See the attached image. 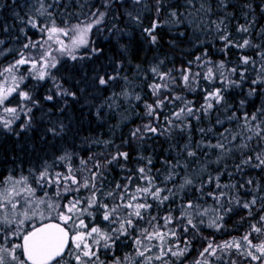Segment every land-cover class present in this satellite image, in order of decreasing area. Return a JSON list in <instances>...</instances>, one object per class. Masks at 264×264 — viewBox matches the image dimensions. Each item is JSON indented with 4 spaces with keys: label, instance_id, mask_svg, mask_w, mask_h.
<instances>
[{
    "label": "trees",
    "instance_id": "16d2710c",
    "mask_svg": "<svg viewBox=\"0 0 264 264\" xmlns=\"http://www.w3.org/2000/svg\"><path fill=\"white\" fill-rule=\"evenodd\" d=\"M184 1L161 0L157 12V0H140L139 3L134 0H44L45 7L51 5L48 11L55 24L68 25L87 15L93 16L97 11L106 13L104 22L93 30L90 46L77 59L61 60L43 80L37 77L24 80L21 91L28 92L32 102L22 104L16 93L5 101L4 106H22L24 111L17 113L19 118L9 128L0 125V182L10 176L35 179L46 165L50 175L57 172L66 175L69 165L76 170L80 168L81 159L92 157L93 162L107 165L102 169V180L98 181L105 193L101 204L113 203L106 194L112 190L120 191L116 189L117 184L128 185L130 193H134L137 187L148 186L141 178L139 168H145L155 185L175 193L173 196L167 191L162 192L161 195L170 197L162 204L149 197L146 202L151 207L142 212V220L134 221L136 228L130 229L128 235L117 234L119 239L103 256L106 262L118 257L123 259L128 254L126 264H143L136 256L135 239L142 238L140 230L147 228L149 232L165 233V239L147 241L151 251L146 255L158 256L161 248H171L172 251L187 248L183 256L169 254L161 260L153 259L151 264H196L198 260L203 261L200 253L209 242L216 246L234 238L239 240L264 215L261 211V205H264V166L255 167L256 155L264 153V139L253 137L247 140L248 133L242 127L245 115L250 117L257 113L258 121L264 120V116H259V111H264V73L260 71L264 63L260 56L264 52V0ZM38 6L37 0H0V41H3L0 44V69L19 58L25 43L39 41L44 32L40 28L51 23L46 15L36 14ZM172 12L176 13L175 17ZM212 13L218 15L215 17ZM30 18L36 19L37 28L26 23ZM153 22L158 24L153 33L157 37L156 43H152L144 31ZM217 24H220L219 29ZM241 26L248 27L249 31H239ZM222 36H228L232 44L226 46ZM245 39L253 46H235ZM245 56L250 58L246 65L242 63ZM221 62L224 67L217 71ZM157 66L161 72L172 70V76L176 78V84L163 95L183 97L182 100L166 102L158 112V120L145 115V104L155 99L149 85L161 82L150 71ZM208 67L216 73L213 80L204 78ZM181 69H190L200 75L185 87L179 79ZM241 73H244L243 78ZM100 77L115 79L101 85ZM254 80L258 82L253 84ZM216 89H221V104H214L207 112H196L205 103L206 93ZM124 92L129 95H122ZM49 95L52 100L46 99ZM136 95L141 99L136 100ZM186 106L192 107L195 115L176 120L172 113ZM28 109L31 112L26 115ZM233 116L234 119H229ZM168 118L173 120V125L166 122ZM150 122L159 127L157 133L147 132L142 137L132 135L137 127L143 131L142 126ZM51 128H56L59 135H53L49 131ZM222 133L226 139L221 138ZM233 135L237 137L234 141ZM218 142L225 143L223 154L221 149L208 146ZM243 144L247 147H240ZM117 151L128 152V160L108 164ZM189 152L195 155L189 156ZM65 153L70 154V160L60 161L58 158ZM249 157H252L251 163L243 164L242 161ZM88 167L93 168V163L89 162ZM87 174L81 170L77 176ZM169 175L173 179H166ZM185 178L191 179L192 184L180 188ZM218 184L234 187L218 188ZM41 189V193L45 192L46 186ZM57 191L63 192V189L48 185V194L66 204V209L70 201L83 200L91 195L88 190L81 189L78 193H63L57 197ZM221 191L227 193V198L220 201L208 195H219ZM254 196L257 197L256 205L245 209L243 203ZM233 197H238L240 203H235ZM139 202L145 201L141 199ZM188 202L198 204L201 211L209 209V214L194 218L197 227L187 226L185 231L186 220L182 213ZM216 209L218 211H213ZM89 210L92 215L84 213L89 227L99 226L104 231L118 227V224L102 219L101 209L92 207ZM167 216H172L173 221L165 225ZM218 216L222 217L217 220L220 227H210V221ZM153 217L155 220L149 224L147 221ZM201 219L203 223H200ZM173 231L175 236L170 234ZM249 238L254 244L264 241L261 234L253 233ZM217 256L219 260L209 258L213 264H229L230 260H235L236 264H261L240 256L235 249L227 253L218 251Z\"/></svg>",
    "mask_w": 264,
    "mask_h": 264
},
{
    "label": "snow or ice",
    "instance_id": "6c2138e0",
    "mask_svg": "<svg viewBox=\"0 0 264 264\" xmlns=\"http://www.w3.org/2000/svg\"><path fill=\"white\" fill-rule=\"evenodd\" d=\"M38 7L35 8L36 14L40 16H47L49 20H51L50 26L41 27L40 30L46 31L48 34V39L52 40L55 38L56 43L60 45V48L57 50L61 53L69 54L82 47L86 46L89 43L88 35L91 29L94 26H98L101 24L106 13L97 11L93 13L92 22L82 23L72 25L69 28H61L56 26L55 20L52 18V13L48 11V7H45L44 0H37ZM135 3H139L140 0H134ZM161 0H157V12H159V5ZM171 15L173 17L176 16L175 12H172ZM138 19V18H137ZM32 28H37L38 24L36 19L30 18L26 21ZM222 23V21H221ZM158 27L156 22H153L150 28L144 29L145 33L150 37L152 43H156L157 37L153 34ZM220 24H217V29H219ZM239 31L248 32V27L241 26ZM72 33L73 35H70ZM68 37L70 40V45H65L62 40L59 39V36ZM225 41V45L228 46L232 44L231 39L228 36L221 37ZM3 41H0L2 44ZM44 43H47L45 41ZM236 47L246 48L252 47L251 41L248 39L243 40L242 43L236 44ZM44 44L39 42H29L23 45V48L20 50L19 58L16 59L13 63L7 65L0 69V81H3L0 84V108H2L3 115H0V125H3L5 128H9L12 123L18 119V112L24 111L22 106L18 107H6L4 106L5 101L8 100L9 96L13 93H16L21 97L22 104L27 102H32L31 95L26 91H18L19 83L22 82L25 77L21 75L19 79H17L16 73L19 71L20 66L22 65H30L33 70H36L37 78L43 80L46 75H48L47 70L50 68H54L55 57L52 55L50 51H44L38 56L26 55L24 50L27 49H35V48H43ZM93 51H96L93 49ZM261 60L264 62V52L260 53ZM72 59H77L76 56L72 55ZM200 57H197L199 60ZM242 63L248 64L250 63V58L245 56L242 57ZM191 64V62H189ZM207 67V64L204 65ZM224 67L223 62L217 67V71H220ZM150 71L159 78L160 83H153L149 85L152 95L155 97L152 103H146V113L145 115L148 117H152L156 120L159 119L158 112L163 109L166 102L171 103L173 100H182L183 97L175 96L171 97L170 95H163L166 90H170L171 86L176 84V78L172 76V70L168 72H161L159 67H153ZM180 71V81L185 87H189L191 83L194 81L196 76H199L200 73H192L190 69H181ZM232 72H235L236 69H231ZM261 73H264V63L261 65L260 69ZM32 73L30 72L29 75ZM216 73L213 68L208 67L207 72L204 74V78L206 80H213L215 78ZM220 75H223V72H220ZM241 78H243L244 73H241ZM115 79V77H109L108 80L103 77L99 78V83L101 85L108 84L109 80ZM259 80V77H258ZM258 80H254L253 84L257 83ZM11 84V86H7ZM59 87V85L57 86ZM60 94L59 92L57 93ZM69 94L71 93H64ZM122 95H129V93L124 92ZM47 100H52L53 97L51 95L46 97ZM136 100H140L141 97L139 95L135 96ZM205 103L201 105L200 109H196V112L200 110H204L207 112L212 109L215 105L221 104L223 101V96L221 93V89H216L214 91H209L205 95ZM190 103V102H189ZM244 102L241 101V104ZM31 112V109H28L26 115ZM195 115L192 107H182L179 111L173 112L172 116L176 120H183V118L187 116ZM259 116H264V111H259ZM235 117H229V119H234ZM245 123L242 125L243 128L246 129L248 135L246 137L247 140H251L253 137H257L260 139H264V120L258 121L257 113H253L250 117L245 115L244 117ZM166 122L169 125H173V120L168 118ZM218 123H223L222 121H217ZM141 127H137L132 135L135 136H143L145 133H157L160 129L158 126H152V123H148ZM61 131L63 130L61 126ZM53 135H59V132L56 128L49 129ZM201 132L204 129H200ZM210 131V130H209ZM226 132L229 130H225ZM222 139H226L224 134H221ZM236 136H232V140H236ZM106 144L108 142H105ZM199 146V145H198ZM209 147H215L222 150V154L225 150V143L218 142L215 145L209 144ZM240 147H247L246 144L241 145ZM189 156H194V152H189ZM129 158V153L126 151H117L114 155L111 156V159L107 161L108 164L116 162L117 160H125L127 161ZM60 161H68L70 160V154L65 153L64 155L58 158ZM257 163L255 164L256 168H261L264 166V153L257 154L255 157ZM252 161V157H249L247 160L242 161L243 164L248 165ZM89 162L93 163V168H89ZM151 163V161H149ZM107 165L101 164L99 162H93L92 157H89L88 160H80V168L73 170V168L69 165L67 167V174L64 173H55L54 175H50L49 166H45L40 172L39 175L34 179L33 183H35L38 187H44L47 185H55L58 189L62 188L63 192L57 191L56 196L59 197L63 193L70 192H79L81 189L88 190L91 195L85 197L83 200L77 198L73 201L69 202L67 206V213L62 214L57 213L55 219L57 222H46L41 224L40 226L32 227L30 230L24 231V225L26 221H31L34 217H39L40 220H44L43 211H41V206H44L50 212L52 209H58L60 206L57 204H51L47 202L46 198H39L33 200L32 197L35 195L36 188L31 187L28 184L27 177H21L20 179L8 178L5 183L11 184V189L4 188L2 192H0V209H8L9 207L13 210L17 208V205L21 203V199L24 201V205L28 207L26 210L19 215L13 212L11 218L7 214H5L2 218H0V264H97L98 256L97 251L90 245L86 243L88 237H92V244L100 245L101 241H103V247L109 248L111 243L115 242V239H118L117 234L128 235L130 229H135L136 224L134 221H139L143 219L142 212L146 211L151 207L146 201L149 197L153 200L159 201L161 204L164 201H167L170 197L168 195H161L162 192H169L171 195H175L171 189L160 188L155 185L154 181L150 179L146 173L145 168H139L138 172L141 174V178H143L148 186L145 187H137L134 193H130L128 189V185H116V190L108 191L107 197L112 199L113 203L109 205L108 203L101 204V197L105 196L103 192L102 183L98 186V181L102 180L104 169ZM239 168V166H237ZM81 170L86 171L87 176H80L78 178L77 173L81 172ZM131 182V178H128ZM166 179H173L172 175L166 177ZM249 184L252 183L251 180L248 181ZM192 184V180L189 178H185L183 184L180 185V188L185 187L186 185ZM74 186V187H73ZM218 188H230L234 187V185H217ZM99 193V196L97 195ZM208 195L212 196V198L216 201H220L221 199L227 198V193L221 191L219 195H213L209 193ZM47 197V193L44 194ZM143 199L145 202H139ZM233 201L235 203H240L238 197H233ZM257 203V197H253L250 201L244 202L243 207L245 209H250L255 206ZM82 205H87V207L81 208ZM23 206V205H22ZM96 207L97 209H101L103 211L102 219L104 221L109 222L110 224H118V227L111 228L109 231H104L100 227H92L90 230H86L85 232H77L71 237L72 244H69V229L66 227L69 224V221L73 219V215H82L85 212L89 211V208ZM221 207H223L221 205ZM182 216L186 220V226L184 228L187 231V226H191L193 229L197 227L195 223H193L194 218L203 217L209 214V209L200 210V206L193 202H188L183 206ZM230 210V209H229ZM29 211H31V215H29ZM218 211V209L213 210ZM261 211H264V205H261ZM251 214V213H250ZM91 215V213H89ZM222 219V217H216L210 221V227L219 228L220 225L217 223V220ZM155 220V217L152 220L147 221L149 224ZM173 217L167 216L164 218V224L168 225L172 223ZM200 223H203V220H200ZM5 226H8L7 231H5ZM78 228L86 229V225L83 220H80ZM11 232V235L8 232ZM253 233L264 235V215L259 217L256 223L251 225L250 232L242 236L239 240L233 239L232 241H225L222 244L213 246L211 242H209L208 246L203 249L200 253V256L203 257V261L198 260L196 264H213L212 260L209 258L215 257L217 260L220 259L217 256V252L227 253L232 249H235V252L240 256H244L249 258L252 261H260L261 264H264V241H261L258 244H254L252 240L249 238ZM172 236H175V232L170 233ZM21 236L22 243H11L12 239L16 236ZM140 236L142 238L135 239V245L137 247L136 256L140 257L143 261V264H151L153 259L161 260L162 257L171 254L172 256H183L187 251V248H182L178 251H172L171 248L165 250L163 248L160 249V255L151 256L146 255V253L150 252L151 249L144 246L143 250L141 246L144 245L145 241H151L153 239H158L163 241L165 239V233L159 231L149 232L147 228L140 230ZM111 242V243H110ZM20 250V255L17 254V250ZM22 257V258H21ZM129 257H125V260H128ZM116 264H120V261H117ZM140 264V262H137ZM229 264H236L235 260H230Z\"/></svg>",
    "mask_w": 264,
    "mask_h": 264
},
{
    "label": "rangeland",
    "instance_id": "374dc122",
    "mask_svg": "<svg viewBox=\"0 0 264 264\" xmlns=\"http://www.w3.org/2000/svg\"><path fill=\"white\" fill-rule=\"evenodd\" d=\"M92 20H93V16L87 15L85 17H82L80 19V21H77V22H74V23H71V24H68V25H59V24H56V26L61 27V28H69L72 25L82 24V23H87V22H92ZM103 22H104V18H103V20H102V22H101L100 25L94 26L91 29V31H90V33L88 35L89 43L86 46H82V47L74 50L71 53V55L65 54V53H61V52L57 51L60 48V45L56 43L55 38L52 39V40H49L48 39V34H47L46 31L43 32L41 39L39 41H36V42H39L41 44H44V47L43 48H35V49H27L25 51V54L26 55H31V56L35 57V56H38L39 54H41L44 51H50L52 53V55L55 57V61L54 62L56 64V66H57L61 62V60L67 59V58L68 59H72L71 58L72 55H74V56L77 57V56H79L80 53H82V51L85 50V48H87V46L89 47L90 46V43H91V37H92L93 30L96 27L97 28H100V26L103 24ZM50 24H48V26H50ZM70 35H73V34L70 33ZM59 39L62 40L65 45H70V40H69L68 37H64V36L61 35V36H59ZM45 41H47V43H44ZM54 68L48 69L47 70L48 75H46L45 77L49 76V74L51 73V71ZM30 72L32 73L31 75H29ZM21 75H23L25 77L24 80H26L28 77H37L36 70H33L30 65H22V66H20L19 71L16 73L17 79H19V77ZM24 80L19 83V89H18V91H21V85L24 82ZM2 83H3V81H0V84H2ZM7 86H11V84L9 83V85H7ZM14 94L15 93H13L12 95H14ZM11 96H9V98ZM0 115H3L2 108H0ZM10 177L11 178H14V179H20L21 178V177H14V176H10ZM10 177H8V178H10ZM27 178H28V184L31 187L36 188L35 195L32 197L33 200H36V199H39V198H46L48 203L57 204L60 207L58 209H55L54 208L50 212L44 206H41V209L40 210L43 211L44 220H40L39 217L37 216V217H34L31 221H26L25 222V225H24V231L30 230L32 227H35V226L39 225L40 223H43V222H46V221H56L55 217H56L57 213L68 214L67 213V210H66V204H64L59 199H54V198L52 199V197L48 194V185L46 186V191L43 192V193H41L40 192L42 190L41 187H38L35 183H33L34 178L31 177V176H28ZM7 180L8 179H6L5 181H7ZM5 181L4 182H0V192H2L4 190V188L11 189V187H12L11 184L5 183ZM45 193H47V197L44 196ZM27 207H28L27 205H24L23 199H21V203L17 205V208L15 210L11 209L10 207L8 209H0V218H2L5 214H7L9 216V218H11L13 212H15L17 215H19L20 213L24 212ZM87 213L88 214L91 213V215L93 214V212H91L90 210ZM29 215H31V211H29ZM80 220H83L84 224L86 225V229H80V228H78V225H79ZM66 227L70 230L71 237H72L77 232H85L86 230H90L92 227H99V226H90L89 227V225L86 222L84 213H83L82 215H73V219L69 221V224ZM7 229H8V226H5V231H7ZM8 234L11 235V232L9 231ZM119 237L120 236H118V239H119ZM92 239H93L92 237H88L87 240H86V243H89L90 245H92V247L97 251V256H99V252H101V257L100 258L98 257L99 259L97 261V264H116L117 261H120V264H126V261L127 260H125V257H129L128 254L123 259H120L118 257V258H115L114 260H112L110 262H106L107 259L106 258H103V256L104 255H107L109 253V251H110L109 249H110V247L114 243H111L110 242L111 243V246L109 248H104L102 246L103 245V241H101V244L100 245H94V244H92ZM116 240L117 239H115V241ZM146 242L147 241H145L144 245L141 246V249L140 250H143V247L144 246L147 247V243ZM11 243H22L21 236L18 235L16 237H14L12 239ZM71 244H72V241L70 242V245ZM17 254L20 255V250L19 249L17 250ZM65 264H67V261H65Z\"/></svg>",
    "mask_w": 264,
    "mask_h": 264
},
{
    "label": "bare ground",
    "instance_id": "6f19581e",
    "mask_svg": "<svg viewBox=\"0 0 264 264\" xmlns=\"http://www.w3.org/2000/svg\"><path fill=\"white\" fill-rule=\"evenodd\" d=\"M94 1H95V0H94ZM164 1H165V0H164ZM185 1H186V0H185ZM185 1H184V2H185ZM208 1H209V0H208ZM208 1H207V2H208ZM166 2H167V1H166ZM181 2H182V1H181ZM195 2H196V1H195ZM201 2H203V1H201ZM177 3H178V2H177ZM193 3H194V2H193ZM204 3H205V2H204ZM208 3H209V2H208ZM167 4H168V3H167ZM80 5H81V4H80ZM80 5H79V7H80ZM179 5H180V4H179ZM206 5H207V4H206ZM164 6H165V5H164ZM170 6L172 7V5H170ZM170 6H169V7H170ZM173 6H174V5H173ZM207 6H208V5H207ZM211 6H212V5H211ZM179 7H180V6H179ZM182 7H183V6H182ZM198 7H199V6H198ZM198 7H197V8H198ZM218 7H219V6H218ZM153 8H154V7H153ZM153 8H152V9H153ZM164 8H165V7H164ZM172 8H173V7H172ZM176 8H177V6H176ZM209 8H210L209 10H211V7H209ZM192 9H193V8H192ZM194 9H195V8H194ZM212 9H213V8H212ZM145 10H146V9H145ZM147 10H148V9H147ZM149 10H150V9H149ZM162 10H163V9H162ZM164 10H165V9H164ZM190 10H191V9H190ZM220 10H221V8H220ZM183 12H184V11H183ZM185 12H186V11H185ZM209 12H210V11H209ZM212 12H213V11H212ZM222 12H223V11H222ZM165 13H166V12H165ZM179 13H180V12H179ZM202 13H203V12H202ZM214 13H215V12H214ZM198 14H199V13H198ZM198 14H197V15H198ZM78 15H79V14H78ZM212 15H213V13H212ZM217 15H218V13H217ZM217 15H216V16H217ZM185 16H186V15H185ZM208 16H209V15H208ZM210 16H211V15H210ZM213 16H215V15H213ZM216 16H215V17H216ZM187 17H188V16H187ZM198 17H200V16H198ZM211 17H212V16H211ZM180 18H181V17H180ZM182 19H183V18H182ZM188 19H189V18H188ZM190 19H191V18H190ZM190 19H189V20H190ZM194 19H195V18H194ZM213 19H214V18H213ZM215 19H216V18H215ZM210 20H211V18H210ZM203 21H204V20H203ZM189 22H190V21H189ZM199 22H200V21H199ZM201 22H202V21H201ZM208 22H209V21H208ZM169 23H170V22H169ZM190 24H191V23H190ZM183 25H184V24H183ZM191 26H192V25H191ZM171 30H172V29H171ZM195 30H197V29H195ZM203 34H204V32H203ZM195 35H196V34H195ZM192 36H194V34H193ZM197 36H198V35H197ZM189 37H190V36H189ZM119 39H120V38H119ZM119 39H118V40H119ZM193 39H194V38H193ZM198 39H199V38H198ZM190 40H191V39H190ZM119 41H120V40H119ZM116 42H117V41H116ZM173 44H174V43H173ZM173 44H171V45H173ZM167 45H168V44H167ZM170 48H171V47H170ZM148 50H149V49H148ZM170 50H171V49H170ZM174 50H175V49H174ZM171 51H172V50H171ZM125 52H126V50H125ZM172 52H173V51H172ZM177 52H178V51H177ZM126 53H127V52H126ZM174 53H175V52H174ZM146 55H147V54H146ZM156 55H157V54H156ZM175 55H176V53H175ZM153 56H154V55H153ZM178 56H179V55H178ZM178 56L176 55L177 58H178ZM158 57H160V56H158ZM149 58H150V57H149ZM153 58H154V57H153ZM153 58H151V59H153ZM153 60H154V59H153ZM147 62H148V61H147ZM154 62H155V61H154ZM165 62H166V61H165ZM173 62H174V61H173ZM169 63H170V62H169ZM127 67H128V66H127ZM95 77H96V76H95ZM118 79H119V78H118ZM94 80H95V79H94ZM96 80H97V79H96ZM116 80H117V79H116ZM121 81L123 82V80H121ZM95 82H96V81H95ZM122 82H121V83H122ZM91 83H92V81H91ZM113 84H114V83H113ZM94 85H95V84H94ZM97 85H98V84H97ZM95 86H96V85H95ZM95 86H94V87H95ZM120 95H121V94H120ZM117 97H118V96H117ZM126 98H127V97H126ZM120 99H121V98H120ZM122 104H123V103H122ZM143 118H144V117H143ZM143 118H142V119H143ZM144 119H145V118H144ZM236 145H237V143H236Z\"/></svg>",
    "mask_w": 264,
    "mask_h": 264
},
{
    "label": "water",
    "instance_id": "95a60500",
    "mask_svg": "<svg viewBox=\"0 0 264 264\" xmlns=\"http://www.w3.org/2000/svg\"><path fill=\"white\" fill-rule=\"evenodd\" d=\"M48 222H57V221H48ZM46 223V222H45ZM41 225V224H40ZM40 225H38V226H40ZM69 237H70V239H69V244H70V242H71V232H70V230H69Z\"/></svg>",
    "mask_w": 264,
    "mask_h": 264
},
{
    "label": "flooded vegetation",
    "instance_id": "af4514ba",
    "mask_svg": "<svg viewBox=\"0 0 264 264\" xmlns=\"http://www.w3.org/2000/svg\"><path fill=\"white\" fill-rule=\"evenodd\" d=\"M46 222H48V221H46ZM43 223H45V222H43ZM40 224H42V223H40ZM40 224H39V225H40ZM37 226H38V225H37Z\"/></svg>",
    "mask_w": 264,
    "mask_h": 264
}]
</instances>
